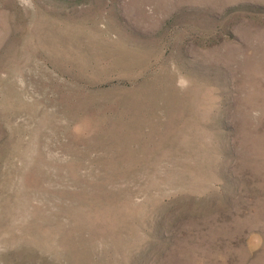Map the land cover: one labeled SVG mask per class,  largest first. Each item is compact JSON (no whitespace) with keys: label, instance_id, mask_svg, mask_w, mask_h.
I'll return each mask as SVG.
<instances>
[{"label":"rangeland","instance_id":"obj_1","mask_svg":"<svg viewBox=\"0 0 264 264\" xmlns=\"http://www.w3.org/2000/svg\"><path fill=\"white\" fill-rule=\"evenodd\" d=\"M0 264H264V0H0Z\"/></svg>","mask_w":264,"mask_h":264}]
</instances>
